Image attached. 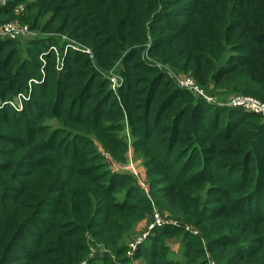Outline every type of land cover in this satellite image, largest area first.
I'll return each mask as SVG.
<instances>
[{
    "label": "trees",
    "instance_id": "1",
    "mask_svg": "<svg viewBox=\"0 0 264 264\" xmlns=\"http://www.w3.org/2000/svg\"><path fill=\"white\" fill-rule=\"evenodd\" d=\"M181 1L9 0L0 9V21H8L16 17L14 7L26 3L23 23L59 32L20 43L0 37V103L30 96L21 111L9 102L0 107L6 144L0 149V264L49 204H55L50 221L24 264H83L96 249L97 260L126 264L131 230L155 211L184 224L155 227L134 254L144 264H210L208 250L230 264H264V195L253 197L259 210L246 207L250 196L264 192V119L194 98L142 57L147 50L191 71L201 85L214 81L264 100V0H183L192 11L186 21L176 20ZM69 41L89 47L94 58L67 48ZM118 64L123 84L116 93L110 77ZM51 85L57 89L43 101ZM191 106L203 118L213 114L215 125L204 129L211 136L226 112L215 137L223 139L222 162L193 177L185 167L207 137L195 132L199 125L191 128L197 117ZM52 120L60 122L56 129ZM126 127L132 144L123 135ZM156 133L167 153L188 158L180 174L176 161L155 151ZM133 151L144 157L138 159L147 188L132 173L116 171L130 163ZM226 170L229 179L237 175L236 183L222 188L218 174ZM221 199L218 210L207 204ZM189 224L201 234L187 231ZM173 235L180 238L181 259L169 258L165 239Z\"/></svg>",
    "mask_w": 264,
    "mask_h": 264
},
{
    "label": "rangeland",
    "instance_id": "2",
    "mask_svg": "<svg viewBox=\"0 0 264 264\" xmlns=\"http://www.w3.org/2000/svg\"><path fill=\"white\" fill-rule=\"evenodd\" d=\"M178 5H182V6H179L181 9L178 11V14L176 15L177 16L176 20H178V19H181L183 21L188 20L189 17L191 16V14H192L191 8L189 7V5L184 4L183 0L181 2H179ZM25 8H26V6H25ZM167 19H169V18H167ZM29 26H30V24H29ZM178 27H180V26L178 25L177 28ZM34 32L37 33L36 36H38V35L39 36H47L48 33L52 34L53 36H58V34H59V32H57V33H52V32L44 33V32H42L40 30H39V32L34 30ZM64 36H65V38H64L65 40L69 39L66 35H63V37ZM33 37H35V36H33V35H24V36L18 37L15 40H18L17 43H20L22 41H25L26 39L33 38ZM83 46L85 47V45H83ZM92 53H93V51H92ZM22 55L25 57V51H22ZM90 57L94 58V53L92 55H90ZM142 57L145 60V62H147L149 65H151L153 67L157 66L158 64L162 65V68H159L158 66L157 67L159 69H161L162 72H164L166 74L168 79L172 80L178 87H179V85L177 84L176 77H175L176 74L177 75H183V77H192L196 81V83L198 85V88L202 89V90H200V92L204 96L203 97L201 94H199L197 92H194V91H192L190 89H186L196 99L200 98V99H203L204 101H206L207 100L206 97H211L212 100H213L212 102L219 103V102H223V101L227 100L229 97H231L233 95L244 93V92H239V91L237 92V90H235L234 88H231V87H228V86H225V85L221 86V87H216V86H214L215 85L214 81H210V84L208 86L205 85V84H203L204 85L203 86V85H201V83L197 82L198 78L191 71L183 72L177 66L173 65L172 62H170V63L160 62L159 60L151 57V54H149V52L147 50L142 52ZM118 65L116 66V71H114L113 74H117L118 76H120L117 73V71L120 70L121 66L120 65L118 66ZM105 73H107V72H104L102 70L101 74H103V78H105V76H106ZM111 75H112V73H111ZM120 77L122 78V76H120ZM51 86H52L51 87L52 91L48 92V94H47L48 98L41 97V99H43V101H44V99H50L49 97H52V93L55 91V89H57L55 85H51ZM114 92L117 93L118 90L117 91L114 90ZM110 101L114 102L112 99H110ZM190 102H191V105L195 104L193 101H190ZM208 104H210V103H208ZM0 105H1V103H0ZM213 105H215V104H213ZM48 107L51 108V105L49 104ZM192 107L193 106H191L190 108H192ZM190 112L191 113L192 112H196L197 113V117L194 118V121L190 125L191 128H194V127L196 128L199 125L200 126L199 130H197L195 132H197V134L200 137H207V142L204 143L203 148H201L200 152H196L195 153L194 159L189 161L188 162L189 164L187 165V167H185L186 170L190 169V175H192V177H193V175H197V174L202 175L203 173H209V172L211 173L213 168L211 167V168L206 169L207 164L213 165L218 160H221V162H222V156H221V154L218 153V151H219V149L224 148V145L222 144L223 139L222 140H220V139L217 140L218 138L215 139V137H216V135L218 136V133L220 131V127L225 122V117H226L225 114H226V112H224V113L221 112V117H219L218 124H216L217 127L214 130V136H211L210 134H207V133L204 132V129L207 128L208 126H210V125L214 126L215 125L214 124L215 118H214L213 114H208V117L203 118L202 113L199 110L194 109V107L192 108V110ZM205 112H207V111H205ZM209 113H212V112H209ZM19 117L20 118H17V119L21 120L22 119L21 116H19ZM236 118L237 117H235V119ZM187 119H188V117L185 116L182 123L186 124ZM59 124H60V122H58L57 120H52L51 121V127L53 129H56L57 125H59ZM158 129L159 128H158L157 125L153 128L154 131H158ZM194 130H196V129H194ZM124 133L125 134H123V135H125L126 140H128L130 144H132V142L134 143V141H132L133 140V135L131 134L130 128L126 127ZM154 139L159 143V144L157 143V145L154 146L155 151L159 152L162 156L167 157L171 161L172 160L176 161L178 167L175 168V171L180 174L181 171L178 170V169L182 168V166H184V164H186L188 158L179 159V161H178L176 159L177 156L175 154H171L170 155L169 153H167L164 150L166 144L163 141L162 136H159L156 133ZM5 146H6L5 142L0 140V149H2ZM6 148H8V147H6ZM139 155H140V157L142 159H144V157L141 154H139ZM140 157L137 156V153L135 154L134 151H133V154L131 155V158L129 159V162L136 164L137 161H139L140 164L138 163V166H142L143 170L142 169L140 170L139 167H136L138 170H137V173L134 174V175L136 176L137 179L138 178L140 179V180L138 179V181H142L144 183H149L147 176H146L147 179H144V172L146 170V167L143 165V160L138 159ZM207 158H210L211 161H209ZM1 159H2V157L0 156V161H1ZM196 162L198 163V166H196V164H195ZM130 163H127V164H130ZM126 165L121 166L120 169H118L116 171H119L120 173H124V172L128 173V172H130V171H128L125 168ZM220 165L222 166L223 164L220 163ZM202 169H205V172H202ZM192 172H194V173H192ZM218 177L222 178L220 187L223 188L224 186L228 187L229 185H233V183H236V181L234 179L237 178V175L233 176L234 179L233 178L229 179V177H232L231 176V172L226 170L222 174H218ZM255 195H257V196L264 195V192L260 193V194H254V195L250 196V197H252V199H249V200L246 201V207L250 208V209H253V210H259V203L255 200V198H253ZM207 204L209 205L210 208H214L215 210H218V209L223 207L225 202H224V200L221 199V202L211 201L210 203L208 202ZM54 206H55V204L46 205L45 208H47V211H44L43 214H41L36 220L33 221L34 222L33 226L27 227L28 229L26 228L27 230L24 233H21V238L19 239V242L16 245V247H14L12 250H10V252L7 253L8 255L6 254L7 255L6 258H5V263L6 264H24V261H25L24 256H25V254L26 253L33 254V253L36 252V250H34V248H35L34 244L38 240V238H40V236L42 234L41 227H42L43 223L46 222V221H50L51 215H50L49 210L52 209ZM154 214L151 215L150 217L145 218V219H141V221L138 224L134 225L133 229L131 230V237H130V239L128 241L129 242L128 252H129L130 255L127 252V255H129L130 260L126 264H144L143 259H140V258L136 259L134 257V254L137 252L138 247L142 243L144 244L145 240L151 235V234L149 235L147 233L148 232H152L153 229L156 227V226L155 227H151L152 224H154L156 222V217H155ZM164 215H165L164 217L169 219V220H173L174 219L173 216H169L168 214H164ZM170 218H173V219H170ZM220 220L215 222L216 226H218ZM207 222H208V220H207ZM177 223H178L177 227H179V226L183 227L184 223H183L182 220H179V222H177ZM206 225H207L208 229L212 228V224L210 222L206 223ZM159 227H162V226H159ZM186 230L187 231H191L193 233L196 232V233H200L201 234L199 227H196L194 225H190V224L187 225L186 226ZM0 231H1V228H0ZM230 239L231 238H226L223 241H230ZM165 240L167 241V243L169 245H171V249L169 248V251H168L169 258L170 259H175V258L181 259L183 257V255L180 254L181 246H180V244L178 242L180 240V238L178 236H176V235H173V236H170L169 238H166ZM219 245H217V246H219ZM99 251H100L99 249H96L91 254L92 257L88 258L87 260L83 261L82 263L83 264H112V261L109 260V259L103 261L100 258V259L97 260L94 255H95L96 252H99ZM5 252H7V250ZM207 256L210 259V264H230V263L227 262L225 256L222 255V256H220V258H217V257H215L213 255L211 250L207 251ZM112 260L117 262L119 260V258L116 256V257H114V259L112 258ZM232 264H241V262H236L235 261Z\"/></svg>",
    "mask_w": 264,
    "mask_h": 264
},
{
    "label": "built area",
    "instance_id": "3",
    "mask_svg": "<svg viewBox=\"0 0 264 264\" xmlns=\"http://www.w3.org/2000/svg\"><path fill=\"white\" fill-rule=\"evenodd\" d=\"M8 1L9 0H0V9L6 7L8 4ZM24 10H25V5L23 3H19L13 9V13L16 16L15 18L8 20V21H0V37L6 40H15L18 37L24 36V35L36 36L37 33L34 32V30L29 26V24L23 23L19 19V16L24 12ZM63 38H65V36ZM68 47H72L77 50H82L83 52L89 53L90 55L93 54L89 47H86V46L84 47L83 45H80V44H73L72 41H69V43L67 44V48ZM53 49L55 51H58L57 47L55 46H52L50 50H53ZM157 66L159 68H162V65L160 64H158ZM61 68H62V63L59 69ZM175 77H176V82L179 85V87L185 90L190 89L203 96V94L200 92V90L202 89L198 88L196 81L192 77H183V75H177V74L175 75ZM110 78L113 84L112 85L113 90L117 91L123 84V79L117 74H112ZM29 98H30L29 95L20 93L18 96L15 97L13 101L2 102L0 107H2L4 104L9 102L18 111H21L23 109V102L25 100H28ZM206 99H207L206 102L210 104H215L220 107L236 108L243 112L260 115L264 119V100L256 96L249 95V94H236V95L229 97L227 100L223 102H219V103L212 102L213 100L211 97H206ZM125 167L128 169V171H130V173L133 174V176H135L134 174H136L138 170L136 168L137 167L136 164L130 163L126 165ZM139 183L145 188L148 187L147 183H144L142 181H139ZM154 215L156 217V222L152 224L151 227L165 226L169 224H178L174 220L164 219L163 216L158 211H155ZM147 234H150V232H148Z\"/></svg>",
    "mask_w": 264,
    "mask_h": 264
},
{
    "label": "crops",
    "instance_id": "4",
    "mask_svg": "<svg viewBox=\"0 0 264 264\" xmlns=\"http://www.w3.org/2000/svg\"><path fill=\"white\" fill-rule=\"evenodd\" d=\"M139 163V161H137V164ZM140 164V163H139ZM140 168L142 169V166H140ZM143 170V169H142Z\"/></svg>",
    "mask_w": 264,
    "mask_h": 264
}]
</instances>
